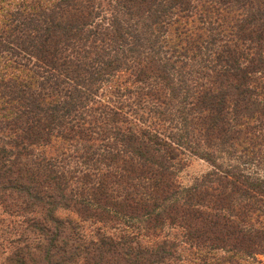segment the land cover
Here are the masks:
<instances>
[{"label":"trees","instance_id":"obj_1","mask_svg":"<svg viewBox=\"0 0 264 264\" xmlns=\"http://www.w3.org/2000/svg\"><path fill=\"white\" fill-rule=\"evenodd\" d=\"M263 254L264 0H0V264Z\"/></svg>","mask_w":264,"mask_h":264},{"label":"rangeland","instance_id":"obj_2","mask_svg":"<svg viewBox=\"0 0 264 264\" xmlns=\"http://www.w3.org/2000/svg\"><path fill=\"white\" fill-rule=\"evenodd\" d=\"M207 169V164L201 159L193 156L186 157V165L179 172L178 180L181 184L187 185L191 179ZM264 260V254L260 256Z\"/></svg>","mask_w":264,"mask_h":264}]
</instances>
